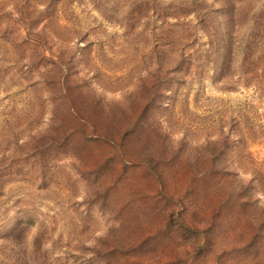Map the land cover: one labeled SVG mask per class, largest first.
<instances>
[{
	"label": "rangeland",
	"instance_id": "1",
	"mask_svg": "<svg viewBox=\"0 0 264 264\" xmlns=\"http://www.w3.org/2000/svg\"><path fill=\"white\" fill-rule=\"evenodd\" d=\"M0 264H264V0H0Z\"/></svg>",
	"mask_w": 264,
	"mask_h": 264
},
{
	"label": "trees",
	"instance_id": "2",
	"mask_svg": "<svg viewBox=\"0 0 264 264\" xmlns=\"http://www.w3.org/2000/svg\"><path fill=\"white\" fill-rule=\"evenodd\" d=\"M68 112H69L68 115H64L65 122H62L61 124L58 125V127H57L58 133H55V134H58L59 137H62V138H60V140H62L64 142L68 141L70 139V136H75V135L82 136L83 135L81 130L78 131L77 128L74 129L73 126L68 127L66 125V122L70 119V117L76 118V116H78V114L74 110V107L69 108ZM80 127H82V126H79V129H80ZM89 127H90V131L86 136H84L83 143L87 144V148L90 150L89 156L91 154H94L95 156H98L100 158L96 164V167H100V168L107 167L109 165V162H108L109 159H112V158L116 157L117 155L121 156L120 157L121 159H124L123 157H125L126 154H124L123 151H119L118 149L114 148V149H112V151H114L115 154H113V152H110V153L106 152L105 153L102 151L103 148H98L97 146L95 148H98V149L93 150L94 148L92 146H90V143L99 144V143H105L108 141L111 143V145L113 147H116V145L114 144V142H115L114 139L117 138L119 144L116 148H118L121 144H123L126 141L125 139L127 137H129V135L132 133V131H133L132 127L127 126L126 128H124L122 130L121 129L118 130V129H114V128H112L111 130H109V128H108V130H106V128H105V132L102 130H99L94 124L90 125ZM53 142H54V138L53 139L50 138L48 140V142L43 143L41 145V149L38 147V149H36V150L37 151L41 150V153H45L47 150L51 151L52 148H50L51 147L50 144H52ZM117 150H118V152H117Z\"/></svg>",
	"mask_w": 264,
	"mask_h": 264
}]
</instances>
